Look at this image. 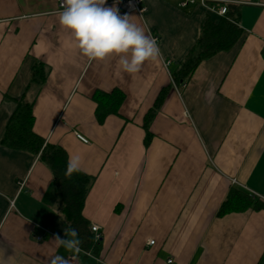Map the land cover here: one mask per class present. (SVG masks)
<instances>
[{
	"label": "crops",
	"instance_id": "crops-1",
	"mask_svg": "<svg viewBox=\"0 0 264 264\" xmlns=\"http://www.w3.org/2000/svg\"><path fill=\"white\" fill-rule=\"evenodd\" d=\"M183 1L144 0L142 15H129L162 53L129 74L118 56L88 61L60 25L56 0H0V135L25 94L34 133L68 159L79 155V171L95 178L82 216L101 234L89 256L57 246L53 238L68 226L50 170L0 145V264H48L53 256L69 264H264V0ZM220 1L239 7L240 40L176 86L172 73L204 18H221L211 10ZM35 62L49 69L42 86L29 82ZM114 89L124 94L118 114L98 124L92 96ZM162 89L146 146L144 118ZM231 190L260 208L218 216Z\"/></svg>",
	"mask_w": 264,
	"mask_h": 264
},
{
	"label": "trees",
	"instance_id": "trees-1",
	"mask_svg": "<svg viewBox=\"0 0 264 264\" xmlns=\"http://www.w3.org/2000/svg\"><path fill=\"white\" fill-rule=\"evenodd\" d=\"M221 5V3H219ZM226 13L216 24L205 17L202 21L200 35L188 52L184 61L172 73V80L176 86L184 87L192 77L198 65L217 53L232 49L242 36V29L238 26L239 7L226 4ZM49 69L41 62H35L30 70L29 82L42 86L48 76ZM167 89H162L153 107L144 118V145L152 139L149 125L156 114ZM124 100V94L114 89L109 93L95 91L92 101L95 103L94 116L98 124H102L109 115H117ZM33 101H28L25 94L15 100V109L10 115L1 135L0 145L6 149L26 151L38 157L45 164L52 175L51 186L58 203L60 213L67 226L75 228L81 241L79 247L82 252L96 253L100 243L93 242L88 221L82 216V209L88 192L95 178L81 171L66 176L68 157L66 152L57 146L45 142L33 131ZM248 208L259 209L257 201L239 190H231L221 205L218 216L230 212H242Z\"/></svg>",
	"mask_w": 264,
	"mask_h": 264
},
{
	"label": "clouds",
	"instance_id": "clouds-1",
	"mask_svg": "<svg viewBox=\"0 0 264 264\" xmlns=\"http://www.w3.org/2000/svg\"><path fill=\"white\" fill-rule=\"evenodd\" d=\"M107 0H64L63 10L57 14L60 25L69 30L80 52L89 62L103 61L118 56L123 71L136 74L146 61L162 58L158 42L145 28L133 22L131 16L120 15L115 6H106ZM211 101L214 89L205 94ZM81 167L79 155L70 156L65 175L70 177ZM57 246L70 252H80L81 241L71 226L64 228V236L56 235ZM48 264H69L63 256H53Z\"/></svg>",
	"mask_w": 264,
	"mask_h": 264
},
{
	"label": "built area",
	"instance_id": "built-area-1",
	"mask_svg": "<svg viewBox=\"0 0 264 264\" xmlns=\"http://www.w3.org/2000/svg\"><path fill=\"white\" fill-rule=\"evenodd\" d=\"M143 1L144 0H107V5L106 6H113L115 4V6L119 9V13L120 15H130L131 13H136L138 15H142V13L144 12V7H143ZM195 0H184L183 3L181 4V6H185V4L187 2H194ZM198 1L200 4L205 5L207 4V2L209 0H196ZM257 0H254L252 3L255 4ZM57 2V9L58 11H62L63 10V6H64V0H56ZM219 3H221V6H219L217 9L215 7H211V10L213 12H216L218 15L223 16L226 13V6L225 3H227L226 1H220ZM230 3V1L228 2ZM251 3V2H250ZM76 138L86 144L88 141L87 139H85L83 136L79 135V134H75ZM91 232L93 233V242H98L101 239V234H100V228L96 225H92L90 227ZM37 240H41L42 236L38 235L36 236ZM153 241H150L148 243V245H153ZM82 251H80L81 253ZM85 255H90V253L88 252H82ZM77 260V257L75 255V253H73L72 255L69 256V261L75 262ZM170 262V261H168Z\"/></svg>",
	"mask_w": 264,
	"mask_h": 264
}]
</instances>
